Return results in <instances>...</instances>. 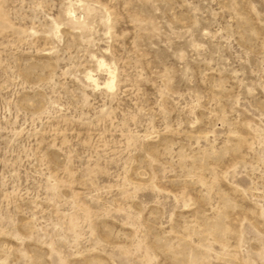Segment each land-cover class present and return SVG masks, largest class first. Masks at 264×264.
Returning a JSON list of instances; mask_svg holds the SVG:
<instances>
[{
	"label": "rangeland",
	"instance_id": "rangeland-1",
	"mask_svg": "<svg viewBox=\"0 0 264 264\" xmlns=\"http://www.w3.org/2000/svg\"><path fill=\"white\" fill-rule=\"evenodd\" d=\"M0 264H264V0H0Z\"/></svg>",
	"mask_w": 264,
	"mask_h": 264
}]
</instances>
